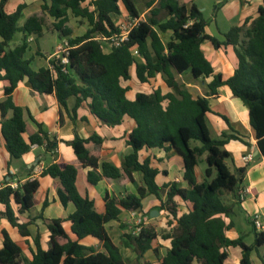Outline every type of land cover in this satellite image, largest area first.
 Instances as JSON below:
<instances>
[{
  "label": "trees",
  "instance_id": "16d2710c",
  "mask_svg": "<svg viewBox=\"0 0 264 264\" xmlns=\"http://www.w3.org/2000/svg\"><path fill=\"white\" fill-rule=\"evenodd\" d=\"M9 1L0 0V82H9L0 101V113L2 134L12 158H22L33 145L44 146L48 153L55 152L58 147L57 138L45 132L41 125L29 142L24 138L27 131L25 111L16 105L13 94L26 79L39 93L55 94L64 107L69 98L76 97L74 111L89 101L91 112L108 126L122 124L126 116L134 119L137 126L128 135L127 143L133 152L126 156L122 167L102 161L100 153L89 149V143H103L97 135L88 139L76 135L73 140L64 141L74 149L77 162L66 163L59 159L41 175L59 181L61 202L65 207L72 203L75 211L66 219H49L40 214L39 218L49 229L50 247L44 249L38 233L34 237L36 250L32 260L24 257L22 247L4 231L0 264H127L107 225L119 220L123 211H142L145 198L149 195L160 197L165 189H169L167 200L162 201L160 208L173 218L169 221L170 230L160 235L154 228L145 226L139 235H123L125 245L137 255V264H142L150 250L161 264H227L231 247L241 248L240 264H255L252 254L264 246V230L259 231L252 222L253 245H248L244 236L235 239L227 236L234 222L226 219L232 218L235 205L241 202L239 190L247 172V168L233 171L227 162L231 154L226 145L239 138L223 133L221 138L214 139L207 115L213 113L210 97L217 95L220 87L229 86L234 96L249 109L250 123L264 157V4L257 18L231 28L221 40L207 34L209 21L195 0H159L148 20L141 19L135 0H42V14L29 17L23 26L19 21L27 5L20 4L9 13L6 10ZM155 2L149 0L147 6L152 7ZM162 12H166V20L158 18ZM72 15L88 21L89 28L83 35L74 36L69 26ZM51 18L52 23L49 22ZM119 18L138 20V23L127 40L107 53L103 40L120 33ZM49 29L58 32L61 39H68L69 63L63 64L61 59L54 57L50 60L51 67L35 69L30 60L25 59L30 49L28 38L32 35L43 37ZM168 31L173 34L165 43L161 33ZM21 32L23 42L11 48L15 36ZM206 40L216 49L233 46L238 67L232 76L225 79L222 73H215L202 49ZM134 48L138 49V56L133 54ZM134 65L141 82H149L162 74L171 91L164 94L158 88L150 94L138 93L135 100H130L127 97L129 88L122 82L131 80L130 69ZM188 72L196 80L212 78L207 95L195 97L179 82L178 75ZM222 117L229 123L226 116ZM145 147L173 150L181 156L185 185L174 181L160 187L156 181L159 170L152 166L150 159L140 161L139 152ZM201 162L206 164L202 181L197 174ZM81 168H90L88 182L92 185L104 179L136 183L135 172L142 173L144 185L138 186L137 193L123 197L107 193L105 209L101 212L88 189L84 193L79 189ZM38 189L37 179L28 180L18 188L10 181L5 185L0 182V203L6 206L0 217L7 218L24 237L31 236L32 220L21 222L19 215L34 208ZM226 195H232L235 202L228 203ZM177 199L191 205L188 212H180ZM46 206L48 201L44 208ZM65 221L72 222V232L77 239L65 230ZM89 236L101 241L103 249L81 243ZM159 236L171 240V247L162 257L155 246ZM259 257L260 264H264V256Z\"/></svg>",
  "mask_w": 264,
  "mask_h": 264
},
{
  "label": "crops",
  "instance_id": "0c3cea01",
  "mask_svg": "<svg viewBox=\"0 0 264 264\" xmlns=\"http://www.w3.org/2000/svg\"><path fill=\"white\" fill-rule=\"evenodd\" d=\"M148 1L149 0L146 1L145 11L141 15V19L144 20H148L152 17L151 10L157 5L159 0H156L152 7L147 6ZM13 2L14 0H10L7 4L6 10L9 13L14 12L20 4L27 5L19 21L20 26H23L29 17L42 14V0H16L15 4H12ZM263 4L264 0H216V10L213 19L216 30L211 28L212 24L209 22V26L206 28L207 34L223 40L224 34L229 32L231 28L242 26L247 21L251 22L257 18L259 8ZM123 15H126V13L124 12ZM158 18L166 20V12H162ZM50 21L52 23L54 20L51 18ZM55 32L56 31L49 32V30H45L43 37L49 33ZM56 33L59 36L58 32ZM172 34L171 31L161 33L165 43L171 39ZM23 38V33H18L11 43V48L20 45L23 42ZM34 38L35 41L33 43L36 42L38 45L34 50L32 48V43H30V49L25 54V59L30 60L32 67L35 69L51 67L50 60L54 58L57 48H54L52 52L44 50L39 44L38 38L36 36H34ZM65 39H61V42ZM60 44L61 43H59L57 47ZM202 49L207 59L213 64L215 73H222L225 79L234 74L235 69L238 67V59L233 46L216 49L211 41L206 40L202 44ZM111 50L112 47L109 44L108 46H104L105 52L108 53ZM130 73L131 80L122 82L124 87L129 88L127 97L130 100H135L138 93L150 94L158 88H161L164 94L171 91L162 74H158L156 77L150 79L149 82L143 83L137 77L135 65L131 67ZM177 78L195 97L207 95L209 92L208 84L212 80V78L196 80L192 77L190 72L178 75ZM8 84V81L0 82V101L5 96V87ZM13 98L16 105L22 107L25 111L27 131L24 134V138L27 142H29L33 134L39 131L40 125L45 132L49 133L50 136L56 137L58 140V147L55 152L48 153L44 146L33 145L29 153L25 154L20 159H14L6 148V141L2 134L0 113V182L3 185H5L7 181H10L12 185H22L28 180L37 179L39 181V189L35 195L36 205L31 211L19 215L21 222L32 220V224L29 226L31 236H22L19 229L14 227L7 218L0 217V249L4 246L3 233L6 231L11 238L22 247L24 257L32 260L33 251L36 250L34 237L38 233L42 237L41 241L44 249L50 247L49 229L44 220L39 218L40 214H43L45 218L49 219H66L75 211V206L72 203L65 207L61 202L58 194L60 188L59 181L53 179L49 175H41L46 167L57 162L59 159H62L66 163L77 162V155L74 149L64 141H71L76 135H79L83 139H88L97 135L103 139V143H89V149L93 152L100 153L102 161H107L118 167H122L126 156L133 152V148L127 143V139L128 135L136 128L137 124L134 119L126 116L122 124L116 127L108 126L91 112L88 106L89 101L83 103V105L74 111L77 104L76 97L69 98L67 106L64 107L59 103L55 94L39 93L32 88L27 79L15 90ZM210 104L213 113L209 114L215 117L214 126L219 130V135L227 133L239 138L231 140L229 144L226 145V149L231 154V158L227 161L230 168L233 171L236 168H247L242 187L250 188V194L247 198L249 196L260 198L264 194V157L260 154L256 134L250 123L248 107L244 105L241 99L234 96L232 90L227 85L220 87L218 89V94L210 97ZM222 116H226L229 119V123L224 120ZM220 121L225 122L226 126L223 127ZM249 154L254 156V160L246 164L243 161V156ZM139 157L141 162L150 159L152 166L159 170L156 181L160 187L174 181L179 182L181 185H185L183 180L184 162L182 157L175 151H167L159 148L149 149L145 147L139 152ZM89 170L90 168H81L78 183L79 189L82 193L88 189L91 198L96 202L97 209L101 212L105 209V196L107 193L111 196L123 197L129 193H137L138 186L144 185L143 175L140 172H135L134 174L136 183H127L123 180L104 179L99 182V184L92 185L88 182ZM168 190L169 189H165L161 191L160 197L149 195L145 198L143 201L144 208L140 213L146 215V213L152 214L153 211H157L158 214L155 215L157 220H164V222H166L169 219V221H173L169 212L160 208L162 201L167 200ZM46 201H48V206L44 208ZM146 201L148 202L145 203ZM177 201L179 202V210L181 213L189 211L191 207L189 203L181 199H177ZM14 208L15 210L17 209L16 206ZM5 210L6 206L0 203V212ZM235 213L234 208L232 218L226 219L227 222H231V220L234 222V227L227 231V236L231 239L244 236L246 239L250 233L246 229L243 232L239 231L238 223L234 218ZM130 217V212L123 211L119 220L112 221L107 225L109 234L110 231H114L116 235L122 237L124 234L130 233ZM250 222H254L253 219L250 220ZM262 223L264 224V221H262ZM63 226L73 239H77V236L72 232L71 221H65ZM113 240L121 248L119 243H117L115 239ZM81 243L86 246L95 247L98 250L103 249L102 242L92 236L84 238L81 240ZM155 246L158 247L160 257H162L171 247V240H165L159 236ZM263 248L264 246L253 252L252 259L255 264L261 263L259 256H264V253L261 252ZM130 249L133 251L132 248ZM121 251L123 253L122 249ZM228 251L230 257L227 264H240L242 258L241 248L231 247ZM144 262L161 264L160 259L152 250L146 253L142 264Z\"/></svg>",
  "mask_w": 264,
  "mask_h": 264
},
{
  "label": "rangeland",
  "instance_id": "374dc122",
  "mask_svg": "<svg viewBox=\"0 0 264 264\" xmlns=\"http://www.w3.org/2000/svg\"><path fill=\"white\" fill-rule=\"evenodd\" d=\"M147 0H135L139 10L141 11V15L145 11ZM16 0L12 4H15ZM196 4L199 6L201 11L204 13V17L210 22L211 28L216 30V25L213 22L215 8H216V0H196ZM49 22L51 23L50 19ZM124 22V19L119 18L118 24ZM69 26L73 28L74 35L80 36L83 35L87 29L89 28L88 21L82 18H76L73 15L71 16V20L69 22ZM54 31L53 29H49V32ZM39 44L42 46L44 50L52 52L54 48H57V45L61 42V38L57 35V33H49L45 37L38 38ZM104 46H108L106 42H103ZM38 43H32V48L35 50ZM205 81V80H204ZM214 116L212 114L207 115V123L211 131V135L214 139H219L222 135H219V130L214 126ZM223 127L226 126V123L220 121ZM206 167L205 162H201L198 167V176L202 181L204 179V169ZM225 200L228 203L235 202V199L232 195H226ZM146 201L145 203H147ZM236 204V203H235ZM235 215L234 218L238 223L239 231L243 232L246 230L249 231V235L246 237L245 242L249 245L254 244L255 234L253 231V225L250 220L258 214L260 215V220L264 221V194L260 198H254L249 196L245 201L239 202L235 205ZM152 214L146 213V226H150L154 228L160 235L164 232L170 230L171 226L169 225V219L164 222V220H157ZM244 224V225H243ZM110 235L113 239L119 243L121 249L123 250L124 257L126 259L127 264H137L136 253L134 250L132 251L129 247L125 245V240L123 236H118L115 232L110 231ZM264 253V248L261 251Z\"/></svg>",
  "mask_w": 264,
  "mask_h": 264
},
{
  "label": "built area",
  "instance_id": "2783aa9c",
  "mask_svg": "<svg viewBox=\"0 0 264 264\" xmlns=\"http://www.w3.org/2000/svg\"><path fill=\"white\" fill-rule=\"evenodd\" d=\"M138 23V20H132V21H124L121 24H119L120 33L114 35L110 39H104L103 41L108 43L111 47L113 46H119L121 42L128 39L129 34L132 30V28ZM35 41L34 36H30L28 38V43H33ZM70 44L68 39H65L56 49L54 57H57L62 60L63 64L69 63V50H70ZM133 54L135 56L139 55V51L137 48L133 49ZM254 160V156L252 154L243 156V161L248 164ZM14 188H18V184L12 185ZM250 194V188L249 187H241L239 190V199L240 201H245L247 196ZM253 221L255 223L256 228L259 231L264 230V224L260 220V215L256 214L253 217ZM130 233L133 235H139L143 228L146 226V215L143 213L138 212H132L130 217Z\"/></svg>",
  "mask_w": 264,
  "mask_h": 264
},
{
  "label": "water",
  "instance_id": "95a60500",
  "mask_svg": "<svg viewBox=\"0 0 264 264\" xmlns=\"http://www.w3.org/2000/svg\"><path fill=\"white\" fill-rule=\"evenodd\" d=\"M157 214H158L157 211H153V212H152V216L157 215Z\"/></svg>",
  "mask_w": 264,
  "mask_h": 264
}]
</instances>
